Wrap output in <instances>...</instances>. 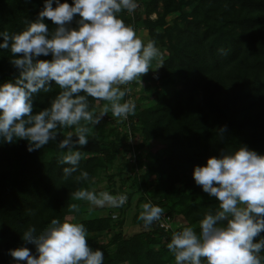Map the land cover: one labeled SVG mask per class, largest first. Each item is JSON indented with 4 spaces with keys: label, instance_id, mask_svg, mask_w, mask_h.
<instances>
[{
    "label": "trees",
    "instance_id": "1",
    "mask_svg": "<svg viewBox=\"0 0 264 264\" xmlns=\"http://www.w3.org/2000/svg\"><path fill=\"white\" fill-rule=\"evenodd\" d=\"M160 1L163 9L155 19L137 12L131 17L122 14L125 23L147 31L144 41L156 42L164 65L142 76L136 115L117 123L109 113L93 129L95 138L80 149L84 156L79 168L95 177L94 183L62 179L66 165L57 162V141L33 152L25 140L0 141V264H16L11 249L26 246L35 254V245L21 239L29 224L40 230L52 218L63 220L68 204L79 203L72 200L74 191L91 188L100 179L110 185L115 177L120 181L118 192L128 190L122 208L93 218L72 214L88 229L89 245L104 252V264H174L166 247L172 230L165 231L159 222L132 236L123 235L132 195H140L133 214L137 224L143 225L138 219L141 205L150 200L165 209L162 217L181 214L187 224L197 225L205 212L218 207V201L195 183L194 166L241 144L264 154V0ZM43 6L44 0H0V31L23 30ZM173 11L179 13L168 20ZM45 22L50 29L55 27L47 18ZM166 37L172 41L168 47ZM221 48L228 51L226 56L220 55ZM11 58L9 50L0 49V83L19 75ZM153 78L158 80L155 87L150 84ZM138 85H130L131 95ZM58 91L54 86L51 93L34 97L33 112L48 107ZM225 126L221 140L219 129ZM109 192L118 193L111 188Z\"/></svg>",
    "mask_w": 264,
    "mask_h": 264
},
{
    "label": "clouds",
    "instance_id": "2",
    "mask_svg": "<svg viewBox=\"0 0 264 264\" xmlns=\"http://www.w3.org/2000/svg\"><path fill=\"white\" fill-rule=\"evenodd\" d=\"M55 3L53 7V0H44L37 18L26 22L23 30L0 31V49L10 51V63L19 70L13 80L0 83V141L25 140L29 152L57 141V162L66 165L62 179L94 183L79 168L84 156L80 149L95 138L93 129L109 113L117 123L136 115L135 101L126 99L130 85H142V76L162 67L163 54L154 40L145 42L122 18L136 12L138 0ZM77 16V26L72 27ZM218 51L228 54L224 48ZM49 55L50 60L39 59ZM54 86L59 91L50 105L34 113V97L51 93ZM225 132L226 126L219 129L221 140ZM193 178L218 207L205 212L197 225L172 231L166 247L174 264H264V154L244 144L231 151L222 149L206 164L194 166ZM72 200L87 202L91 208L117 209L128 202V194L81 187L72 193ZM26 211L35 215L33 209ZM68 211L79 213L80 203H69ZM164 212L149 200L141 205L138 219L151 229ZM88 235L75 215L55 217L40 230L29 224L22 232L21 239L35 245V254L22 246L11 249L10 255L16 264H104V252L89 245Z\"/></svg>",
    "mask_w": 264,
    "mask_h": 264
},
{
    "label": "rangeland",
    "instance_id": "3",
    "mask_svg": "<svg viewBox=\"0 0 264 264\" xmlns=\"http://www.w3.org/2000/svg\"><path fill=\"white\" fill-rule=\"evenodd\" d=\"M163 9V3L162 1L160 0H145L143 1L142 3H139V7L138 9L136 10V12L138 14H140V17H150L151 19H155L156 16H158V13H160ZM135 12V13H136ZM135 13L132 14V15H129L130 17L131 16H135ZM178 11H173L171 12L170 14H168V20L173 18V17H176L178 15ZM188 19H191L192 17L191 16H187ZM186 17V18H187ZM122 18L124 19V15L122 16ZM125 21V20H124ZM131 24V23H130ZM137 30V34L143 39L145 40L147 38V31L140 27V28H135ZM165 40V47H168L172 41H169L167 39V37L164 39ZM150 84H151V87H155L156 84H158V80L157 79H152L150 80ZM141 84H139L136 88V90L134 91L135 93L132 95L134 97V101L135 98H138L140 97L141 93H142V90H141ZM162 89V88H161ZM160 142V141H158ZM156 142H154L155 144ZM143 152H146L145 149ZM117 157L120 159V155L118 154ZM138 169V168H137ZM136 167L134 168V171L133 172H136L137 171ZM101 176L104 177V174L102 173ZM97 180L95 177H94V181ZM108 182L106 179H100V181H97V183H95L93 185V187L91 188H96L98 191L99 190H107L109 191V189H114L118 192V187L120 185V181L117 177L114 178V183H111L108 187ZM126 191H128L126 188H125ZM140 198V195L138 193H134L132 195V198H131V202H130V212L128 213V215L125 217L124 219V223L122 225V232H123V235L125 237H128V236H132L136 233H139L140 231H143L144 226L141 225V224H137L135 222H133L134 220V217H133V214L135 213V205L136 203L138 202ZM80 205H81V211L79 213H81V216H83L84 218H93V217H96V216H101V215H106L109 211H115L117 209H111V208H104V209H97V208H91L87 202H83V201H79ZM115 213V212H114ZM72 215L73 213H69L68 212V215ZM66 217V216H65ZM188 223L187 219H185V217L181 214H178L176 215L173 219H169L168 222H167V229L169 230H177L178 228H180L181 226L183 225H186ZM147 230V229H145ZM259 239V238H257ZM23 264H26V262H24Z\"/></svg>",
    "mask_w": 264,
    "mask_h": 264
},
{
    "label": "built area",
    "instance_id": "4",
    "mask_svg": "<svg viewBox=\"0 0 264 264\" xmlns=\"http://www.w3.org/2000/svg\"><path fill=\"white\" fill-rule=\"evenodd\" d=\"M128 98H131L132 99V95H131V93H130V96L129 97H126V99H128ZM130 136V135H129ZM132 138H129V141H130V143H133V140H131ZM168 218H165V217H162V219H161V221H159V226L161 227V228H163L165 231H168L169 229H167V222H168Z\"/></svg>",
    "mask_w": 264,
    "mask_h": 264
}]
</instances>
